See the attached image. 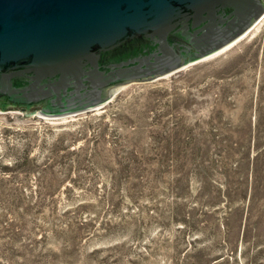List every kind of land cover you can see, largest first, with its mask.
Returning a JSON list of instances; mask_svg holds the SVG:
<instances>
[{
  "label": "rangeland",
  "instance_id": "rangeland-1",
  "mask_svg": "<svg viewBox=\"0 0 264 264\" xmlns=\"http://www.w3.org/2000/svg\"><path fill=\"white\" fill-rule=\"evenodd\" d=\"M234 43L91 110L0 111V264H264V15Z\"/></svg>",
  "mask_w": 264,
  "mask_h": 264
},
{
  "label": "water",
  "instance_id": "water-1",
  "mask_svg": "<svg viewBox=\"0 0 264 264\" xmlns=\"http://www.w3.org/2000/svg\"><path fill=\"white\" fill-rule=\"evenodd\" d=\"M263 15L264 0H0V111L91 110L216 52Z\"/></svg>",
  "mask_w": 264,
  "mask_h": 264
},
{
  "label": "flooded vegetation",
  "instance_id": "flooded-vegetation-1",
  "mask_svg": "<svg viewBox=\"0 0 264 264\" xmlns=\"http://www.w3.org/2000/svg\"><path fill=\"white\" fill-rule=\"evenodd\" d=\"M194 49L192 48H185L183 50H181L178 54V57H183L184 54H188L190 52H192ZM4 106H6V108H10V107H14V108H21V109H33V108H40V109H43L45 107L48 106V104L44 103V102H40V103H37V104H33V105H30V106H24V105H20V104H12V102H8L6 103Z\"/></svg>",
  "mask_w": 264,
  "mask_h": 264
},
{
  "label": "bare ground",
  "instance_id": "bare-ground-1",
  "mask_svg": "<svg viewBox=\"0 0 264 264\" xmlns=\"http://www.w3.org/2000/svg\"><path fill=\"white\" fill-rule=\"evenodd\" d=\"M246 32H247V31H246ZM246 32H245L244 34H242V35H241L239 38H237V39H240L241 37H243V36L246 34ZM235 41H236V40H235ZM235 41H233V42H231L230 44H228V45L222 47L221 49L217 50L216 52H214V53H212V54L218 53V52H220V51L226 49L227 47H229L230 45H232ZM234 44H235V43H234ZM212 54H211V55H212Z\"/></svg>",
  "mask_w": 264,
  "mask_h": 264
}]
</instances>
